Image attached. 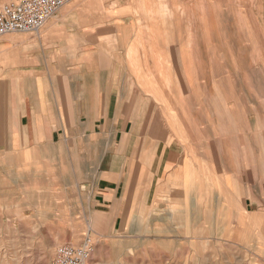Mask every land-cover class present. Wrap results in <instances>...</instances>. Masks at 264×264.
<instances>
[{
	"label": "crops",
	"instance_id": "1",
	"mask_svg": "<svg viewBox=\"0 0 264 264\" xmlns=\"http://www.w3.org/2000/svg\"><path fill=\"white\" fill-rule=\"evenodd\" d=\"M143 2L152 0H73L38 33L0 38V152L85 162L82 176L98 179L96 206L119 213L203 210L216 168L225 193L231 181L232 196L248 194L238 167L264 142V116L236 110L222 133L199 102L174 100L151 58L157 41L142 35L155 25L139 16ZM223 151L234 175L223 174ZM238 208L253 215L246 201Z\"/></svg>",
	"mask_w": 264,
	"mask_h": 264
},
{
	"label": "rangeland",
	"instance_id": "2",
	"mask_svg": "<svg viewBox=\"0 0 264 264\" xmlns=\"http://www.w3.org/2000/svg\"><path fill=\"white\" fill-rule=\"evenodd\" d=\"M143 5L139 16L155 25L148 32L143 28L142 35L157 41L151 58L158 59L162 80L172 79L174 100L185 106L199 102L220 119L222 133L230 130L236 110L239 116L242 110L263 119L264 0H152ZM226 139L221 138L225 143L230 136ZM262 144L239 163L248 194L232 196L231 181L225 193L216 168L207 174L213 177L207 187L214 199L206 194L203 210L187 205L183 211L125 213L96 206L98 179L82 176L87 168L81 160L61 163L43 161L39 153L0 152V264H52L59 246H81L87 239L93 245L89 264H264V212H257L264 207ZM225 155L223 174L234 175L233 160ZM245 201L253 215L238 216Z\"/></svg>",
	"mask_w": 264,
	"mask_h": 264
},
{
	"label": "built area",
	"instance_id": "3",
	"mask_svg": "<svg viewBox=\"0 0 264 264\" xmlns=\"http://www.w3.org/2000/svg\"><path fill=\"white\" fill-rule=\"evenodd\" d=\"M73 0H19L0 9V38L10 34L38 33L58 11ZM93 245H61L52 264H89Z\"/></svg>",
	"mask_w": 264,
	"mask_h": 264
}]
</instances>
